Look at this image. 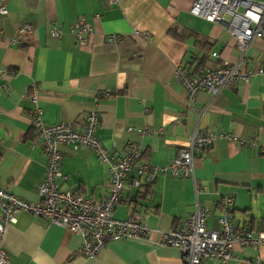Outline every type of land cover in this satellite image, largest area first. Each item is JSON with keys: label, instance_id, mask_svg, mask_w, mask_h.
Returning <instances> with one entry per match:
<instances>
[{"label": "crops", "instance_id": "obj_1", "mask_svg": "<svg viewBox=\"0 0 264 264\" xmlns=\"http://www.w3.org/2000/svg\"><path fill=\"white\" fill-rule=\"evenodd\" d=\"M5 1L8 13L0 15V189L30 203L40 200L37 186L46 157L32 125L35 90L46 123L81 124L96 109V134L106 148L121 156L138 145L141 160L155 166H167L195 128L233 133L253 144L218 138L204 152L195 151L197 184L165 171L152 184L135 187L137 171L131 170L113 216L138 214L149 234L111 240L93 258L79 252L77 233L19 211L0 233V250L7 254L3 264H184L178 248L160 243L162 232L181 228L196 201L209 210L207 227L219 230L221 201L228 195L236 226L252 231L263 226L264 75L238 81L214 97L200 91L191 107L175 78L177 66L194 72L212 51L220 57L210 58V66L239 59L225 25L192 14L193 0H119L112 7L105 0ZM82 17L93 32L88 45L80 47L69 28ZM25 24L32 33L23 35L20 45L12 42ZM54 26L62 30L60 38L53 36ZM109 35L119 39L109 41ZM246 67L264 68V39H253L247 47ZM4 70L15 74L2 75ZM144 128L148 132L141 135ZM60 149L66 178H57L59 190L104 199L110 189L106 164L88 148ZM196 185L201 188L197 196ZM257 258L264 264V248L237 245L234 259L203 264H255Z\"/></svg>", "mask_w": 264, "mask_h": 264}, {"label": "built area", "instance_id": "obj_2", "mask_svg": "<svg viewBox=\"0 0 264 264\" xmlns=\"http://www.w3.org/2000/svg\"><path fill=\"white\" fill-rule=\"evenodd\" d=\"M108 7L115 6L119 0H105ZM190 12L210 22L226 26L235 39L240 51L236 62H225L210 66V58H219L220 53L212 51L206 55L205 62L194 72L179 65L175 78L186 90L187 107H191L200 91H206L212 97L227 89L238 81L247 80L252 76L264 75V68L248 69L247 47L253 39H264V0H193ZM8 13L5 0H0V15ZM226 16L229 17L226 20ZM32 26L23 25L12 42L22 44V36L32 33ZM78 46H87L93 32L92 25L86 17L73 22L69 28ZM62 30L54 26L52 34L60 38ZM109 41L117 40L116 35H109ZM14 70H4L2 75H14ZM37 90L31 97L33 106L32 125L37 139L46 157V167L43 179L37 186L39 202L30 203L18 198L11 192L0 189V233L6 226L15 221L19 211L31 212L37 216L58 224L81 237L79 252L88 258L95 257L111 240H121L131 237L148 235L149 232L138 214H132L125 219L113 216V211L119 204L121 193L125 186L127 174L135 169L137 175L132 178V184L139 187L142 182L152 184L159 173L169 171L173 176L190 178L196 183L193 169L194 152H204L218 138L236 139L240 145L253 144V141L237 138L233 133L208 130L202 133L195 128L190 134L187 146L181 148L176 157L167 166H155L141 160L142 151L138 145H131L121 156H117L106 148L96 134L99 127V114L96 109H90L81 124L74 122H59L48 124L42 118V107L38 103ZM131 128H129L130 130ZM144 128L140 133L146 134ZM72 149L88 148L94 151L100 161L107 166L110 189L104 199L94 200L81 192L71 190L61 191L57 178L65 179L60 171L62 160L61 146ZM144 177L143 181L141 178ZM197 184V183H196ZM201 191L196 185L195 195ZM220 205L221 215L218 219L219 230H211L206 225L209 210L199 205L191 212L179 229H169L162 232L160 243L178 248L184 264H203L208 260H218L226 263L235 258V246H249L254 250L264 248V224L258 231L238 227L232 221L233 197L226 196ZM7 259L4 250H0V264ZM260 264V259L255 260Z\"/></svg>", "mask_w": 264, "mask_h": 264}, {"label": "trees", "instance_id": "obj_3", "mask_svg": "<svg viewBox=\"0 0 264 264\" xmlns=\"http://www.w3.org/2000/svg\"><path fill=\"white\" fill-rule=\"evenodd\" d=\"M197 42H198V40H197ZM203 61H204V57L200 59V64H202Z\"/></svg>", "mask_w": 264, "mask_h": 264}]
</instances>
